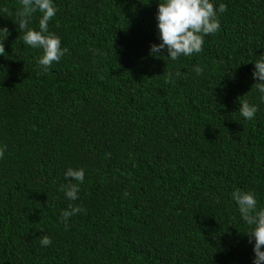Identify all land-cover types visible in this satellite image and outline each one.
Listing matches in <instances>:
<instances>
[{
    "label": "trees",
    "instance_id": "16d2710c",
    "mask_svg": "<svg viewBox=\"0 0 264 264\" xmlns=\"http://www.w3.org/2000/svg\"><path fill=\"white\" fill-rule=\"evenodd\" d=\"M162 2L53 0L48 31L68 52L44 71L20 0H0V264H252L232 192L264 208V0H210L227 6L220 30L176 60L149 54ZM69 182L76 200L58 190ZM70 205L86 211L65 222Z\"/></svg>",
    "mask_w": 264,
    "mask_h": 264
},
{
    "label": "clouds",
    "instance_id": "9594fccd",
    "mask_svg": "<svg viewBox=\"0 0 264 264\" xmlns=\"http://www.w3.org/2000/svg\"><path fill=\"white\" fill-rule=\"evenodd\" d=\"M20 9L15 13L18 28L23 31V42L35 49H42L43 54L37 59V64L48 71L54 62H59L68 49L61 47L60 38L48 31V22L56 15L57 8L53 0H20ZM7 11V9H5ZM217 11L220 13L227 11V6L223 3L216 9L210 0H163L158 4L156 21L159 34V44L150 46L149 54L157 59L161 57L176 60L180 56H191L203 51L206 36L215 34L221 28ZM41 13L39 19V30L29 27L33 14ZM9 29L0 26V56L5 55L3 41L8 37ZM166 52L167 56L163 53ZM160 55H157V54ZM254 63L255 70L252 72L253 78H258V83L253 84L262 95L264 101V53L260 54V59ZM194 71L199 75L204 69L196 66ZM179 76V73H176ZM171 82V73L168 74ZM239 112L247 120H252L258 111L257 107L250 105L247 101L240 103ZM7 146L0 147V158H3ZM75 180L83 183L84 170L69 168L65 172V179ZM59 191L63 192L68 200L78 199L80 191L79 185L69 182L60 185ZM232 199L238 206L240 217L246 225L249 243L253 244L254 258L252 264H264V208L257 207V200L253 193L245 192L237 188L232 192ZM81 206H69L68 210H63L61 216L66 222L72 215L85 212ZM65 226H67L65 224ZM43 232V229L39 230ZM52 243L51 237L42 235L40 237L41 246L47 247Z\"/></svg>",
    "mask_w": 264,
    "mask_h": 264
}]
</instances>
